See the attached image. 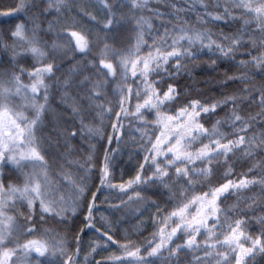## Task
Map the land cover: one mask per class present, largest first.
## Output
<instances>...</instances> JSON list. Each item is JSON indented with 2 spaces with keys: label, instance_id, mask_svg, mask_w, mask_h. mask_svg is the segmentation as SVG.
Wrapping results in <instances>:
<instances>
[{
  "label": "snow or ice",
  "instance_id": "6c2138e0",
  "mask_svg": "<svg viewBox=\"0 0 264 264\" xmlns=\"http://www.w3.org/2000/svg\"><path fill=\"white\" fill-rule=\"evenodd\" d=\"M164 2L173 10L167 16L151 0H95L99 19L82 9L80 19L70 21L60 19L69 8L67 0H47L46 7L44 0H18L0 9V17L7 18L0 24L8 26L0 45L11 52L6 62L0 60L6 77L0 78V264H185L180 257L190 254L188 264H253L257 255L264 256V215L256 217L260 231L253 235L241 206L250 201L246 208L254 211V204L264 205V158L253 159L248 169L258 168V177L241 173L242 178H231L238 160L257 153L264 157V0H189L187 6ZM33 9L45 19L55 14L49 31L59 26L64 33L50 53L40 43ZM125 12L135 21V43L120 51L108 39H124ZM188 13L195 15L199 28L190 26ZM85 25L97 30L103 44L96 55ZM22 53L37 63L29 65L26 55L18 59ZM205 55L213 71L222 60L228 62L222 83L232 91L214 100H182L186 93L177 80ZM66 59L71 64L60 77ZM6 64L18 71H9ZM52 90L62 92L66 107L59 112L50 106ZM14 96L32 109L31 117L13 107ZM253 106L255 114L249 111ZM50 111L53 119L45 127ZM220 111L225 117L219 118ZM125 120L133 126L127 132ZM77 141L88 145L82 160L73 158ZM129 141L143 155L135 153L140 157L135 175L124 180L122 148ZM126 154L131 160L133 153ZM9 164L21 172L22 185L5 183L12 178L4 175L12 172ZM117 169L120 183L114 182ZM221 169L223 176L212 183ZM202 182H208V190ZM255 185L261 188L259 200L245 195ZM105 188L123 193L119 204L106 195L100 200ZM148 196L167 197L164 203L171 210L156 200L149 203ZM232 197L235 202L222 207ZM101 204L112 211L105 215ZM144 205L156 209L152 219L158 232L147 246L127 233L121 243L118 233L126 221L116 214ZM20 208L26 209L20 212L22 224L10 214ZM49 220L68 226L73 242L59 233L49 236L43 227ZM78 220L83 227H77ZM85 229L95 236L86 250ZM112 246L117 251L104 258Z\"/></svg>",
  "mask_w": 264,
  "mask_h": 264
},
{
  "label": "trees",
  "instance_id": "16d2710c",
  "mask_svg": "<svg viewBox=\"0 0 264 264\" xmlns=\"http://www.w3.org/2000/svg\"><path fill=\"white\" fill-rule=\"evenodd\" d=\"M153 6L158 7L159 10L161 12H164L165 15L167 16L168 13L172 12L169 11V9L166 7L167 5L165 4L164 0H151ZM169 2L173 1L176 4H183L185 6H187V3L189 2V0H168ZM213 2V0H211ZM37 2L39 3V0H37ZM68 4H69V8L65 9L63 15L60 17L61 21H65L68 20L70 21L73 17H75V19L79 20L80 17L82 16V9H86L88 12L90 13H94L95 10H92L90 4H88V2L84 3L82 0H67ZM14 3L11 2L10 0H0V9L2 8H6V7H10L13 6ZM166 5V6H165ZM43 7V6H42ZM31 14H35L38 15L37 11L35 9H33V11L31 12ZM55 16V14H53ZM188 16L191 17L192 23L191 24H196L197 26H200L199 24H197L195 22L196 18L195 15L193 13H188ZM51 15H49L48 17V21L47 19H45L43 16L40 17V21L41 22H48L50 21V17ZM3 17H0V21H2ZM53 20H56V16L52 17ZM86 19V17H84ZM132 19L129 13L125 12L124 13V17L121 18V23L127 28L129 25H131ZM5 25L4 24H0V31L2 28H4ZM208 27H211V25H209ZM213 31L217 32L218 29L213 28ZM84 31L87 34L93 35L91 33H96L97 30L94 28H91V26L89 25H85L84 26ZM124 36L126 35L125 33L123 34ZM125 38V37H124ZM110 45H112V47L117 48H124L126 45L125 39H122V42L120 45H118L116 42H109ZM129 46V45H128ZM99 47V46H97ZM129 48V47H128ZM119 50V49H117ZM1 54V60L5 61L9 58L6 54H4L3 52L0 53ZM6 67L9 71H18L17 69H14L12 67L11 64H6ZM228 67V62L226 61H221L216 68V71L212 70V67L210 66L209 60L207 55L203 56L201 60L197 61L196 64H189L188 66V73L190 74H182V76L177 80V83H179L180 85V91L186 93L183 97L182 100H187L189 98H199L201 100H214V99H219L221 97V92L223 91H227V92H231L232 89L228 88L225 89V86L223 85L222 81L224 78V71L225 69ZM4 71L3 67H0V72ZM23 82L25 84L29 83L27 76L23 77ZM260 81L256 80L255 84L259 85ZM58 93L55 90H52L50 92V96H49V102H50V106L51 109L55 112H59L61 109H64L65 107L61 104H58L56 102H53L52 99V95ZM135 103V101L133 100V104ZM251 113L255 114L256 111H258V109L255 108V106H253L250 110ZM225 114V111H220L219 113V118H223ZM33 115V113L31 114V116ZM29 116V117H31ZM53 119L52 116V112L50 111L48 113V116L46 118L45 122H49ZM127 120H125V123L127 124ZM107 123V122H106ZM211 123L209 122L206 126L211 127ZM125 125H124V129H125ZM225 130H227L228 126H225ZM110 129L112 132V129L110 127L107 128V130ZM111 132H108V134H111ZM158 134V133H157ZM45 137L47 136V132H45L43 134ZM139 135V133L137 134ZM101 143H105V142H101ZM88 145L87 143H84L83 141H77L76 144L73 145L74 148V155L73 157H77L78 159H83L86 156V149H87ZM97 147L99 148V144L97 145ZM113 147H115V141H113ZM45 148H47V145L45 144ZM132 149H136L137 151H140L141 156L143 154L142 150L139 149V147L137 146L136 148H132V147H124L122 148V151L125 153L122 156V163H123V170H124V180H127L129 178V176H134L135 175V169L137 166V163L140 160V157H137L135 155L134 150ZM136 151V152H137ZM128 152H132L133 153V157L130 160L128 155L126 153ZM260 155V154H258ZM257 155V156H258ZM103 159V153L101 152L100 156H99V160L102 161ZM249 165H251L250 162L245 163V165L243 167H239L237 169V173H240V171H245L246 169L248 170V168L250 167ZM221 169L218 173L217 176H214L212 178V183H215L217 179H220L223 174ZM260 172H258L257 174H253L251 176H259ZM115 183H120L121 182V175H120V169L116 170L115 173V179H114ZM97 184H98V180H97ZM205 190H208V182H202ZM202 185H196L197 188L201 187ZM250 192H254V190L249 189L245 192V194H249ZM103 195H100V200L103 201L105 199V195L108 197L109 202H114L116 204L120 203V200L117 199V197H120V195L122 193H120L118 190H113V189H108L105 188L103 189ZM250 197H257V199L259 200L260 195H258L256 192L253 193V195H251ZM167 197H163V198H158L156 196H148V200L149 203L151 202V200H156V203L159 204L161 206L162 209H167V210H171L169 207V204L164 203L165 200H167ZM236 199V198H235ZM235 199L232 197L231 199H229L226 204L222 205V207H229V205L235 202ZM250 202V201H242L241 202V206L244 207L246 206V204ZM231 204V205H232ZM230 205V206H231ZM100 207L107 209V211H105V215H108V213L110 211H112L108 204H101ZM256 205H253L254 211L251 212V215L253 216L255 223L258 224L256 222V217L261 215V210H257ZM261 207H264V205H261ZM127 212V209L123 210V213ZM140 211H143V215H140ZM125 212V213H126ZM124 213V214H125ZM260 214V215H259ZM128 215V214H127ZM156 209L154 207H149L148 205H144L141 207V209L139 211H136L134 213V215H130L129 216V222H134V224L138 225L140 228V233H136L134 231H132L131 228L128 229L127 225H123V227L121 228V230H123L121 232V239H123L125 233H127V235H129L132 238H136V239H140V244H144L146 245V241L152 238L153 233L158 232V228L156 227V224L154 223L152 217L156 216ZM139 217V219L137 218ZM116 218L119 219L121 221V215L120 213L116 214ZM244 219L247 218V215L243 217ZM80 219L82 220V217H80ZM141 222L143 224V226H141ZM46 223L49 224L50 228L51 226L53 227V229L55 228L56 231H59L60 233H62V235H65L67 238L72 239L73 240V236H74V232L69 230L68 226L62 225V224H58L55 221L49 220ZM259 225V224H258ZM77 227H83L80 223L79 220L77 221ZM57 228V229H56ZM85 235L82 237L83 239V247L86 250L88 248V244L90 239H95V236L93 233L88 232L87 229L84 230ZM73 242V241H72ZM74 250V249H73ZM112 252V250L108 251V252H104L102 253V256L105 258L106 256H108L110 253ZM167 255V254H165ZM257 256L260 257L257 258ZM255 258V261H253L254 264H264V256L261 255H257ZM184 257V255H181L180 259ZM101 256H97L96 259H100ZM192 259L191 254L188 255L187 260H185V264H188V262ZM258 259V260H257ZM158 264H161V262H158Z\"/></svg>",
  "mask_w": 264,
  "mask_h": 264
},
{
  "label": "rangeland",
  "instance_id": "374dc122",
  "mask_svg": "<svg viewBox=\"0 0 264 264\" xmlns=\"http://www.w3.org/2000/svg\"><path fill=\"white\" fill-rule=\"evenodd\" d=\"M11 2H13L14 4L15 3H17L18 2V0H10ZM84 3H86L87 2V0H82ZM152 2V1H151ZM212 2V1H211ZM113 3L115 4V3H118V0H113ZM168 3H173V1H171V2H169L168 1ZM212 3H215V0H213V2ZM166 4V3H165ZM91 6H93V7H91L92 8V10H95V12L93 13V14H95L96 16H97V18L99 19L101 16H102V13L99 11V8H98V6L95 4V0H92V3L90 4ZM43 7H46L47 6V0H44V4L42 5ZM166 6V5H165ZM167 7V6H166ZM168 9H169V11H173L171 8H169V7H167ZM83 13V12H82ZM21 15L23 16V13H21ZM30 15H32L31 13H30ZM33 15H35V14H33ZM83 15V14H82ZM36 16H38V15H36ZM40 17L41 16H38V19H37V23L39 24V28L37 29V33H38V37H39V40H40V43H41V45L42 46H44L45 48H46V51H48L49 53L52 51V49H51V45H52V43L53 42H56L57 40H58V38H59V36H62L64 33H63V31H62V29L59 27V26H57L54 30H52V31H49V27H48V22H46V23H44V22H41L40 21ZM48 17H49V15L47 16V21H48ZM51 18H50V21H52V22H55L54 20H53V18L52 17H55L53 14L50 16ZM5 19H7L6 17H3L2 18V20H5ZM25 19H28V17H25ZM86 19H87V17H86ZM153 23L154 24H160L161 23V21L159 20V19H154L153 20ZM90 26V25H89ZM191 27H194V28H199L200 26H197L196 24H191L190 25ZM8 26H6L5 25V27L4 28H2L1 29V31H0V40H3L5 37H4V33H5V31H6V28H7ZM33 27V25H32V23H31V20H29V23H28V28L29 29H31ZM135 27V21L134 20H132V22H131V25H129L128 27H127V29H128V31H127V33H125L126 35L124 36L125 38V42H126V45H125V47L124 48H117V49H119L120 51H127L132 45H134V43H135V36H134V33L132 32V29ZM213 29V28H212ZM163 31V29H161V32ZM213 31V30H212ZM213 32H215V31H213ZM91 34H93V35H90V34H87V36H88V38L92 41V43H93V45H94V47L96 48V52H94L93 53V55H96L102 48H103V44L102 43H99L98 42V40H97V32L94 34V33H91ZM105 38H104V36H103V34H100V37H99V40H101V41H103ZM109 42H113L112 40H111V38H109L108 39V43ZM121 42H122V40H117L116 41V43L118 44V45H120L121 44ZM129 45V46H128ZM97 46H99V47H97ZM129 47V48H128ZM115 48V47H114ZM1 52H3L4 54H6L9 58L11 57V52L10 51H8V52H5V50H4V48H3V46L2 45H0V53ZM27 56V59H28V64L29 65H31V64H36L37 63V61L34 59V58H32L31 57V55L30 54H23L22 53V56L21 57H18V59H22L24 56ZM80 54L79 53H77V56H79ZM0 60H1V54H0ZM118 62V61H117ZM58 63H61V62H59L58 61ZM70 64H71V60L70 59H66V60H64L63 62H62V64H61V72L60 73H58L57 75L58 76H60V77H63V74L65 73V72H67L68 71V68H69V66H70ZM3 72L4 71H1L0 72V78H6V77H3ZM130 75V74H129ZM119 79V78H118ZM111 88H112V90L114 91L115 89H116V84H112L111 85ZM61 97H62V92H58V93H56V94H54L53 93V95H52V101L53 102H56V103H58V104H61V105H63L64 107H66V105L65 104H63V102H62V99H61ZM11 104L13 105V107H18L21 111H23L24 112V114L26 115V116H31V114L33 113V111H32V109L25 103V101L22 99V97H20V96H14V97H12V99H11ZM118 110V109H117ZM226 114V113H225ZM225 114H224V117H225ZM124 125H125V132H127V131H129V129L130 128H133V126L132 125H130L128 122H127V124L125 123V121H124ZM48 126V122H45V127H47ZM225 126H228L227 124H225L223 127H224V129H226L225 128ZM107 132H111V130L110 129H108L107 130ZM138 134V133H137ZM136 134V135H137ZM138 136V135H137ZM131 141H129V146L128 147H131L130 145H131ZM132 150H134V152L136 153V149H132ZM259 153H257L256 154V156L254 157V158H245V159H241V160H238L236 163H235V166H234V168H233V172H232V174H231V178L232 179H239V178H242L241 177V173H248V178H251L252 176L251 175H253V174H257L258 172H259V169L257 168V169H254L253 170V172H248V170L246 169L245 171H240V173H237V169L240 167H243L244 165H245V163H247V162H250L251 164H252V160L253 159H255V160H260V159H262V158H264V157H261L260 155H258ZM143 155V154H142ZM258 155V156H257ZM74 159H78L77 157H73ZM22 163H24V162H22ZM250 167H251V165H249ZM9 168H11L12 169V172H8V171H5V173H4V175H5V177H9V176H11L12 178H11V180H5V183L7 184V183H12V184H15V185H22V183H23V176L21 175V172L20 171H17V169H16V166H14V165H11V164H9ZM249 169V168H248ZM23 171H30V169H28V168H25V169H23ZM223 174V170H222V173H221V175ZM250 189H252V190H254V192H250L249 194H245L247 197H250L251 195H253V193H257L258 195H260V193H261V188H260V186L259 185H255V186H253L252 188H250ZM120 196H123V193L120 195ZM234 199H235V197H233ZM125 199H126V197H125ZM232 204V203H231ZM230 204V205H231ZM229 205V206H230ZM245 207V209H246V211H247V218H245L247 221H248V225H249V231L253 234V235H255V234H258L259 233V231H260V225H258V224H256L255 223V220H254V218H253V216L251 215V212L252 211H248L247 210V208H246V206H244ZM257 210H261V206H256L255 207ZM26 211V209H24V208H20V209H18V210H10V214H12V215H14L15 217H16V220H17V222H19V223H24V217L22 216V215H20V212H25ZM125 212H126V210H125ZM124 212V213H125ZM136 211H133V210H131V209H127V212L124 214L123 213V215H121V221L123 222V221H126V222H124L123 223V225L125 224V225H127V227H128V229L129 228H131L132 229V231H134V232H136L137 234L138 233H140V228H139V226L136 224H134V222H129V216L130 215H134V213H135ZM261 212V215H264V212H262V211H260ZM128 214V215H127ZM260 215V214H259ZM43 227L44 228H48L50 231H49V233H48V235L49 236H53V237H55L56 236V234L57 233H59L60 235H62V233H60L59 231H56L55 230V228L53 229V227L51 226V228H50V226H49V224L48 223H45L44 225H43ZM139 228V230H137ZM57 229V228H56ZM123 230H120V232L118 233V236H119V238H120V241H121V243H123L124 242V240L123 239H121V232H122ZM63 236H65V235H63ZM66 237V236H65ZM67 238V237H66ZM67 240L69 241V242H72L73 240L72 239H69V238H67ZM132 240L134 241V242H136V243H138V244H140V239H136V238H132ZM112 252H116L117 250H116V246H112ZM111 252V253H112ZM110 253V254H111ZM109 254V255H110ZM117 254H119L118 252H117ZM108 255V256H109ZM108 256H106L105 258H107ZM188 257V256H187ZM187 257H182L181 258V260H187ZM257 258H259L260 259V257L259 256H257ZM258 260V259H257ZM254 264V263H253Z\"/></svg>",
  "mask_w": 264,
  "mask_h": 264
}]
</instances>
